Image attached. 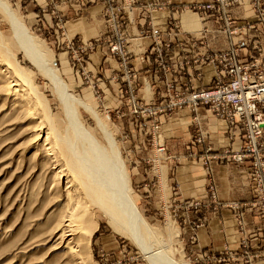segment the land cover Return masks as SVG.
Instances as JSON below:
<instances>
[{"label": "rangeland", "instance_id": "rangeland-1", "mask_svg": "<svg viewBox=\"0 0 264 264\" xmlns=\"http://www.w3.org/2000/svg\"><path fill=\"white\" fill-rule=\"evenodd\" d=\"M6 2L51 54L68 90L93 109L117 145L138 211L172 261L264 262V169L258 168V162L264 166V153L254 158L257 153L247 141L252 124L236 118L235 109L225 103L188 100L193 93L234 80L229 61L218 60L221 52L236 53L240 64L257 62L264 71V0H241L223 12L202 8L211 0ZM187 23L200 31L186 30ZM0 32L18 65L48 100L62 133L66 121L49 81L24 59L1 16ZM122 32L126 34L117 37ZM217 38L226 39V46L215 48ZM115 43L124 54L112 51ZM3 69L0 264H80L53 232L68 211L67 185L55 182L58 169L41 157L43 144L35 137V130L43 127L40 121L44 123L41 112L25 115L26 106L1 90L12 83ZM79 115L84 128L106 146L92 116L82 108ZM259 126L258 147L264 141V123ZM222 185L234 198L221 196ZM89 208L87 203L81 212L71 213L84 230L83 264H148L141 249L116 233L100 211ZM89 215L94 219L88 220ZM233 235L230 243L228 236Z\"/></svg>", "mask_w": 264, "mask_h": 264}, {"label": "bare ground", "instance_id": "bare-ground-1", "mask_svg": "<svg viewBox=\"0 0 264 264\" xmlns=\"http://www.w3.org/2000/svg\"><path fill=\"white\" fill-rule=\"evenodd\" d=\"M0 16L8 24L15 45L24 59L38 74L49 81L66 121V127L60 133L48 100L35 88L26 71L18 65L16 56L0 32V68H4L12 79V83L8 82L9 85L6 83L1 90L14 96L16 98L14 100L19 105L21 103L26 106L25 115L33 117L36 116L34 114L37 111L41 112L44 123L40 121V124H43V127L37 126L39 129L35 130L37 141L43 144L41 157L44 160H50V163L46 164L50 165L52 170L58 169L55 182L60 185L66 182L67 185L64 195L68 211L64 210L67 213L60 216L53 230L59 237V244L66 246L68 250L66 254L69 252L70 256L83 264L84 256H80V253L81 249H85L81 239L84 230L82 225L72 221L71 213L77 209L80 211L81 207L89 203L92 208L100 211L116 233L130 239L144 252L148 264H175L165 246L164 249L161 246L157 232L140 215L118 147L106 133L93 109L81 100L75 99L55 69L51 54L28 31L24 22L6 0H0ZM0 73L2 75V72ZM79 108L92 116L102 132L106 146L84 128L80 121ZM44 126L47 129L46 133L43 131ZM81 216H83L82 213ZM92 218L91 215L87 216L88 220ZM150 244H155V248H151Z\"/></svg>", "mask_w": 264, "mask_h": 264}, {"label": "built area", "instance_id": "built-area-1", "mask_svg": "<svg viewBox=\"0 0 264 264\" xmlns=\"http://www.w3.org/2000/svg\"><path fill=\"white\" fill-rule=\"evenodd\" d=\"M241 0H211L210 3L202 4V8L208 11L213 9L215 12L224 11V8L240 4ZM259 4V3H258ZM132 9L133 5L129 4ZM254 7V6H253ZM205 13V12H204ZM126 33L122 32L117 37L122 38ZM112 51L119 54H124V50L120 43L112 45ZM224 53V54H223ZM219 61L228 60L230 63L229 72L233 74L234 80L229 81L225 87H218L216 89L201 90L193 93L188 100L197 101L199 99L205 102L213 101L215 104H227L235 109L234 116L236 118H244L245 122L250 121L252 126L250 132L247 134L251 143L253 152L257 154L254 158H258L260 152L264 153V141L261 146L257 144L262 136V128L259 126L264 123V113L261 111V106L264 105V71L257 62L251 64H240L236 61V53L226 54L221 52ZM218 55V56H219ZM216 55V57H218ZM218 78V76L216 77ZM181 100V99H179ZM183 101H179V104ZM254 117L253 119H251ZM258 168L264 169V166L258 162Z\"/></svg>", "mask_w": 264, "mask_h": 264}, {"label": "crops", "instance_id": "crops-1", "mask_svg": "<svg viewBox=\"0 0 264 264\" xmlns=\"http://www.w3.org/2000/svg\"><path fill=\"white\" fill-rule=\"evenodd\" d=\"M192 1H194V0H192ZM197 1H200V0H197ZM245 7H247V6H244V9H245ZM167 11H168V13H169V10L168 9H166ZM188 18H189V16H188ZM141 21V20H140ZM194 21H195V19L193 20V22L192 21H189V22H192V24L194 23ZM166 22V21H165ZM185 27V29L186 30H188V31H191V32H199L200 31V29L198 28L197 29V27L198 26H196V27H194V25H190V24H186V26H184ZM165 29V27L163 28L162 26H161V28H159V30L160 31H163ZM197 29V30H196ZM206 37H209V36H206ZM147 43V45L148 44H150L151 43V41L150 42H146ZM226 46V39H224V38H217L216 40H215V42H214V47L215 48H223V47H225ZM205 71V70H204ZM206 82V81H205ZM222 135H223V133H222ZM216 170H218V176H219V179L220 178H222L223 177V174H222V168H220V165L219 166H217L216 167ZM196 184L199 186V184H198V182H196ZM222 184V183H221ZM240 186L241 184L240 183H237V186ZM198 188V187H197ZM197 194V193H196ZM222 194H224V195H222ZM222 194H221V196H223V197H226V198H234L233 197V195L231 194V193H228V191L226 190V188H224V186L222 185ZM234 196H235V194H234ZM226 239H227V237H226ZM234 240H235V236L233 235V236H228V241L230 242V243H232V242H234ZM258 264H264V262H259Z\"/></svg>", "mask_w": 264, "mask_h": 264}]
</instances>
